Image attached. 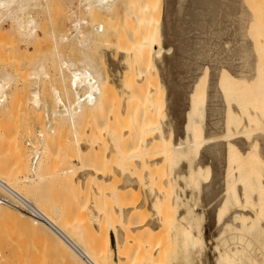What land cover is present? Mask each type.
I'll return each mask as SVG.
<instances>
[{
    "label": "bare ground",
    "instance_id": "obj_1",
    "mask_svg": "<svg viewBox=\"0 0 264 264\" xmlns=\"http://www.w3.org/2000/svg\"><path fill=\"white\" fill-rule=\"evenodd\" d=\"M54 1L55 0H0V29L4 25H9L8 31L11 34H16V36L19 35L24 41L33 43V41L30 40H34V38H36V36L39 34L40 30L39 15L44 11L48 12L49 14ZM140 2L141 1L138 0V3ZM60 3L66 9L69 18L71 17L73 20V29L61 30L60 28L59 30L58 27L61 25L57 26L58 30L56 28L51 29L50 33L53 37L52 39H54L53 42H55L54 45H52V47L54 46L53 49L50 50L51 52L48 51V54L50 55L52 53L59 56L58 59L55 55L58 59H56V61H58V73L63 81V86H65V95H61L58 87L52 85L50 90L52 91L53 96L50 98L55 101V105L51 104L52 100L50 104H46L47 102L45 105L43 104V98L40 91V85L42 83L40 84V82L42 80L46 82L45 80L50 79L49 73L51 67L49 68L46 64L47 62L43 60L44 57L39 58L37 56L38 60H36V57V62H33L35 65L33 64V68L31 72H29V77H27L33 80V83L36 82L35 85H37V88L31 91L32 94L30 96V103H32V108H36L35 110H42L41 108L43 106L45 107L43 108L45 110V120L47 121L41 123L43 119L39 117L38 113V119L39 121L42 120L41 122L35 121L36 123H33L29 122L31 120H28L25 122L26 124H22V126L19 125L20 127L17 126L18 123H15L17 130L16 127L13 129L15 124L11 126V129H13L12 133L14 132V135L12 134V141L16 140L14 136L17 137V134L21 135L18 136L20 138H26V143H22V146L20 147H18V145L21 144L20 142L17 145L19 151H17V143L14 144L15 142H9L11 139L8 138L10 133H8V136L6 133L9 131L11 132V130L7 131L5 126H2L4 122L1 121L3 124L1 125L2 127H0V142L2 141L3 146L0 144V181H2L3 184H0V188L3 190V192H5L4 195L7 196L8 200L0 201V264H160L159 261L157 262L156 260V254H158L159 250L158 248L161 247L157 245L158 243H154L152 239L146 238L145 242H143L144 247H142V250L139 246V244L141 245V239L139 240L140 237L137 236L140 234V227L143 228V226L147 224L144 222V220L140 222L141 219L137 215L138 210L142 208L139 206L140 204H132L131 201H127L128 204H123L126 202L125 201L121 202L123 206L121 204L122 208H120L121 206L117 203L115 205L116 207L118 205L117 208L119 209H114L116 213L108 216L106 212H104L105 210L102 208L100 210V207H95L92 205V203L90 208L94 211V213L97 214L98 222H96L97 227L95 229L92 226L93 230L90 233H86L83 232V229L78 227V224L80 223H78L77 220H75L76 223H74L75 221H69L66 218L61 217V211L59 212L60 208H58L57 205L49 204V201L47 202V200H45L44 197H41L39 194L40 185L43 183V180L48 174L42 170L44 169L45 165L46 168L47 165L49 167L50 161L52 159V155L50 154H53L54 152L56 156L59 148L62 145H65L64 142L60 143L61 146L59 143L58 145H54V143H56L55 138H57V140L60 139V136H58L59 133L57 132V128L60 124L58 123L57 126V119L66 120V122L70 125V131L72 132L71 134L73 135L74 139L73 143H75L77 148L80 150L83 148L85 149L86 144L81 143L82 141L80 142L79 140L80 136L83 134H81V132L79 133L78 125L81 123V119L84 117L86 118V115H89V113L94 111L96 114V111L101 112L105 108L109 109V113H107L108 111L106 113L108 115L107 118L112 122L111 132H113L114 135L118 134L119 137L122 136L130 139L131 137H134L149 128V123L153 119V113L156 112V109H153L156 106L154 107L153 105H157L153 103L151 108V106L148 105L149 103H146L150 100L149 95L152 96L150 94L152 93L151 90H149L150 92L147 90L143 95H134L132 94L133 92H131V90L126 92V90L132 88V86L130 88L126 87L127 89L124 88L126 94H123L117 98V102H115V95L117 94L112 95V93H107L109 97L112 95V97L115 96V98H111V101L108 100L110 98L106 99L104 96L108 95H105V93L103 95L102 89L105 88L107 84H109V81H104L105 76L103 75L102 68L97 64L94 58H91L89 55V51L92 46H96L93 44H96L97 42L104 44L106 43V45L108 44L107 46L110 44V47H107L106 49L109 65L116 73H118L121 69L123 71L122 65L124 64H121V60L126 56V51L128 52V49L123 51L122 47V50H120L118 46L121 45H115L117 42H115L116 39L114 38L116 37H112V35L110 36L113 40L111 38L109 39L111 41L106 40L105 37L109 38V29L103 20L100 22L97 21L91 25L89 29L86 26L89 22L87 15L93 13L97 15L106 13L111 17L110 19H112L111 25L116 24L115 18L118 15L119 7L128 4L129 1L60 0ZM134 3L135 4L130 5L137 6L136 4L138 3H136V1ZM260 3L262 2H259V4ZM140 4L142 5V2ZM127 7L129 10V4ZM134 7L132 8L133 16L134 14L136 15V13L139 14L142 8L141 11L143 14L141 17L140 14L138 15V18H140L138 23L140 24L142 21L144 25L147 24V29L145 26V30L143 29L144 25L141 23L143 27L140 25L139 28L142 27V30H139V32L135 33H139V36H137L140 38L137 42L138 53L136 54V58H142L141 61L143 65L145 63L143 60L157 63L156 58H158L161 64L160 66H162L161 68H163L164 71V74L162 73L163 75L160 73L159 83L162 88L161 90L167 93L165 115L172 123V128H163L161 135L164 136L165 134L168 139L164 145L166 146L165 149L168 151V161L175 169L172 170L174 172L177 171L178 178L183 179L184 183V185L181 187L182 191H180V189L179 191L180 197L185 198L184 202L186 201L185 217L187 218V222H184L185 257H188L193 250L200 253L204 243L206 244V242L209 241L201 236L202 234L199 229V219L201 217L194 208L199 199L200 201L204 199L206 205H208L207 208H209L212 215L213 220L211 224L213 228L217 230L216 236L211 237L212 246L218 248V250L215 251L216 264H251L250 262H254V264H264V249H262L259 253L252 252L251 247L254 245L260 246L261 242L259 243L255 238H253L254 235L252 233L247 232L246 226L248 224L246 222V216L249 215L250 212L242 202V198L244 194H246V190L243 191L242 186L236 183L238 179H242L246 173L243 172L244 169L237 167L239 166L238 164L231 161L230 158L232 152H228L235 148L236 144L233 142V140H231L233 137L244 133H259L261 129H264V127L255 126L247 128L246 126H248V122H243L244 124L242 125L241 129L239 128V131L234 130L232 127V123L238 114L241 116L242 114H247L248 116L255 114V111L252 110L253 105H251L250 102L251 98L253 97L247 94V89L251 91L250 84L253 83L254 85V80H256V78H254V71L257 70L259 68L258 66L261 65H259L257 62L254 64L255 56L253 57L252 53H256V51H252V49L254 46H256L254 41L262 42L264 40V37H262L263 40L260 37V30L262 28L259 27L261 29L258 31L259 34H257L258 32L255 30L257 27L254 26L255 24H264V7H262L263 9H260L259 7V10L256 11L255 15L253 12H249L247 8H241L239 0H143V6H139L141 8L138 10V12H134V9L136 8ZM154 10L155 12H153ZM156 12L157 15L154 16L153 13L156 14ZM262 14L263 16H261ZM108 16L107 18H109ZM49 17L51 16L49 15L48 18ZM127 17L129 18V16ZM8 22L9 24H6ZM125 23L128 27H130L128 25L129 21L126 20ZM130 23H132L131 20ZM220 23L234 24H228L230 25V28L228 27L223 29L224 26ZM148 24H154L155 26L153 25L154 28H151L153 26ZM53 26L56 27V25ZM148 26L150 27L149 29ZM253 26L256 28L252 29ZM123 30H125V28ZM252 30H255L252 32L253 34H251ZM125 31L127 34V28ZM140 31L142 32L140 33ZM262 31L263 30H261V32ZM117 32L118 31H116V34ZM263 32L261 35L264 36ZM254 33L255 37L257 34L261 41L257 40V38L250 40L252 39L251 36H253ZM130 34L128 33V35ZM140 34H142V36ZM118 37H120V35ZM124 37L127 36L124 35L120 38L123 40ZM131 39L129 38L130 42L133 41L134 38L131 36ZM125 40L126 39H124V42ZM251 41L254 45L253 48L251 47ZM29 42H27V44H29ZM61 42L65 43L66 45H75L83 57L76 62L71 61L70 58L68 59L61 57L62 55H60L58 50V46H60L59 44H61ZM124 42L122 41V44H124ZM134 46L131 45L129 47L131 51L132 48L134 49ZM101 47L99 46V48L103 50L104 48ZM261 47L263 48V46ZM125 48L127 47L125 46ZM72 50L73 49H71V52ZM259 50L262 49H259L258 47V54L261 52H259ZM96 52H98V50ZM64 53L65 51L63 54ZM260 54L259 60L257 61L263 63V59L260 58L263 56L262 52ZM97 55L99 56V54ZM131 57H133V55H131L130 58ZM142 63L141 66L144 67L146 64L143 66ZM255 65L257 67L256 69ZM49 66L51 65L49 64ZM141 66V74H143L142 78H145V70L142 71ZM123 67L125 68V66ZM261 68H263L262 65L259 69L261 70ZM121 75L123 77V74ZM67 77H69V80ZM16 79H18L17 75H15L13 72L0 69V117L11 109L8 105V101L10 99L9 90L15 84ZM138 79H140V77ZM138 79L135 81L133 78L132 80L137 83ZM143 80L144 79H141L140 81ZM140 81H138L139 84H141ZM104 82H106V85L103 84L104 87L102 88L101 84ZM111 82L115 84L114 81ZM67 85H70V88H68ZM110 87L112 88L113 86H109L108 92H110ZM238 87H244L247 92H245L244 98L241 97L238 103H235L234 100H237L236 90ZM240 89L238 90L239 92ZM114 91L116 92V90H111L113 94ZM119 92L120 90L118 93ZM228 92L230 93L228 94ZM129 93L132 95H129ZM158 94L160 93H157V95ZM160 108H162V106ZM35 113L37 112L35 111ZM256 113L259 115L258 112ZM251 116L248 117L249 119L247 118V120H250V118L253 117ZM243 117L245 118V115H243ZM243 121L245 120L243 119ZM66 122L64 124H67ZM262 123L264 122H261V124ZM116 126H120L119 129H117ZM142 126L145 128V130H143ZM244 126L247 129L243 130ZM59 127L61 130V126ZM151 130L152 129L150 128L149 131L151 132ZM55 133L57 134L53 140L52 137L55 135ZM113 133H111V136H113ZM150 135H153V133ZM4 136H7L6 138L8 140L3 142V140H6ZM50 137L52 138L53 144L50 142ZM222 139L226 141L222 142ZM19 140L17 139V141ZM21 140L23 141V139ZM128 143L130 145L128 144L127 148L131 146V143ZM12 144L15 145L16 148L12 147L14 149H11L10 147ZM52 145L58 147L56 151L53 150L55 147L53 148ZM116 146L114 145L115 149ZM137 146L134 144V146H131L129 151L125 154H123V150H119L118 153L121 152V157L128 160H133L134 158L138 160L141 154V151H139L141 149V145L139 144L138 149ZM28 147L32 150H25V148L28 149ZM241 148L243 149L245 147ZM15 149L17 150L15 151ZM78 152L80 153V151ZM114 156L117 157L116 155ZM123 158H120L122 160H119L120 163L124 162ZM129 162L133 163L131 161H128V163ZM135 162L137 164V162L139 163V160ZM125 164L123 165L124 167ZM70 166L63 168L62 165L63 170L61 169V171L58 170L57 172L60 171L62 174H71V172L74 173L73 171L75 168L72 167V165ZM83 166H85V168H83L86 170L85 172L87 173V176L88 174H92V168L88 169L86 167L88 165ZM132 166L134 167V165ZM179 168H181L182 171H180ZM131 170L134 169L131 168ZM128 171V173L131 175L129 168ZM60 172L59 174H61ZM126 174H123L126 176V185L128 183H132L131 185H133V183L135 184L137 178H133V175L130 176ZM174 176L175 177L172 179H176L177 175L175 174ZM79 177H82V174H80ZM74 180H76V178ZM145 181L148 182V179ZM128 186L124 187L127 188ZM186 190L190 191L189 196ZM127 192L130 194L129 190ZM15 193L20 194L21 196L28 199L33 205H35L39 209L40 215H31L33 217H30V214L27 215L28 213L15 203ZM223 194L224 198L227 199L225 205L228 203V199L233 201L231 205L234 204L235 199H239V204L237 207L233 206L235 209L233 207V209H228L226 206L223 211L220 209L219 201H216V199L223 197ZM153 201L154 198L150 200L151 206ZM138 202L140 203L141 201ZM78 207L80 206L78 205ZM62 209H64V207ZM131 211L135 214L134 217H129V215H131ZM223 212H229V215L227 217L221 218L220 215L223 214ZM84 214L86 219L87 215L86 213ZM72 219L74 220V217H72ZM105 219H108L107 221L110 220V223L108 222L109 225L112 224L111 226L113 227L116 235V248L111 244L108 228L106 227L108 224L105 226L104 223L106 222ZM234 220L238 221L235 223L237 226V229L235 230L231 229L230 227L231 225L235 227ZM220 221H222V224H219ZM227 223L229 225H227ZM80 226L83 227L84 225L82 226L81 224ZM149 226V229L153 228V226H155V221L152 220L149 223ZM226 226L229 228V230L223 233V236H219L220 232L222 233V230L227 228ZM92 227L90 229H92ZM144 227L148 228V225H145ZM149 232L151 231L149 230ZM126 235L128 236V241L126 240ZM129 242L131 244L134 243L132 244L133 247L127 246L126 248V245H130ZM145 247L147 250L146 252L143 251ZM114 250H116L115 252L117 259H114L113 257ZM244 250L246 251L245 254L249 252V256L245 255L246 257H244L242 252ZM144 256H146L147 259H145ZM143 259H145V261L147 260V262L143 263Z\"/></svg>",
    "mask_w": 264,
    "mask_h": 264
},
{
    "label": "rangeland",
    "instance_id": "obj_2",
    "mask_svg": "<svg viewBox=\"0 0 264 264\" xmlns=\"http://www.w3.org/2000/svg\"><path fill=\"white\" fill-rule=\"evenodd\" d=\"M128 1H129V3H128L129 4V10L127 7L128 4L119 7L120 12L118 11V15L115 18L116 24H113L114 26L111 25L112 24V22H111L112 19H110L111 17L108 16L106 13H104V14L101 13L98 15L95 13H93L94 15L88 14L87 17L89 19V22L87 23L88 25L86 26L89 29L90 26L93 25L94 23H96L97 21L100 22L103 20L105 25L109 29V33H108L109 38L105 37L106 40L111 41L109 39L111 38L110 35H112V37H116L114 39H116V40L118 39L117 41L115 40V42H117L115 45H117V46H118V44L121 45V46H118L120 50L123 49V51H126L128 49V52L126 51V53H127L126 56L124 57V59L121 60V64H124V65H122L123 71L121 69L118 72L119 73L118 74L115 71H113L109 65L106 49H107V47L108 48L110 47V44H109V46H107L108 44L106 45V43L104 44L101 42H97L96 44H93L96 46H92V48L89 51V55L91 56V58H94V60L97 62V64L100 65V67L102 68L103 75L105 76V77L103 76L104 81H106V80L109 81L110 85L109 84L106 85L105 84L106 82L101 84L102 88L104 87L103 84H105L107 86V87L105 86L107 91L105 88L102 89L103 95H104V93H105V95H108L107 93H110V94L112 93V95L117 94V95H115L116 96L115 102L118 101L117 98H119L123 94H126V92H129V90H131V92H133L132 94H134V95H136V94L137 95H139V94L143 95V94H145V92L147 90L152 91V93H150L152 96L149 95L150 100L148 102H146V103H149L148 105H150V106L153 105V103L157 104V105H153L154 107L156 106L155 108H153L154 110L156 109V112L153 111L155 113H153V119L151 120L152 122L150 121L149 128L146 129V131H143L142 133H139L138 135L131 137L130 139H127L126 137H122V136L119 137L118 134L114 135V133L111 132L112 131V129H111V127H112L111 123L112 122H111V120H109L107 118L108 117L107 113H109V109L105 108L101 112L96 111V114L93 111L92 113H89V115H86V118L84 117L83 119H81L82 121L78 125L79 133L81 132V134H83L82 135L83 137L80 136L81 134L79 135L80 136L79 140H80V142L82 141L81 143L86 144L85 149L83 148V149L79 150L77 148V146L75 145V143H73L74 139H73V135L71 134L72 132L70 131L71 130L70 125L66 122V120L60 119L63 122L62 123L59 119H57L56 120L57 126H58V123L60 124L59 126H61V130H60L59 126L57 128V130H58L57 132L59 133L58 136H60V139L57 140V138H55V136L57 134V133H55V135L52 137L53 140H54V138L56 139V141H55L56 143H54V145H56V144L58 145V143H59V145L61 146L60 143L64 142L66 147H69V148H66L65 145H62L61 147L59 146L60 147L59 150H61V148H62V150L61 151L58 150V152L56 153V156H55L53 150L56 151L58 147L52 145V147L53 148L55 147L56 149L54 148L52 150L53 154L49 153L50 155H52V159L50 161L49 167L47 165L48 169L45 167L46 166L45 165L44 169L42 170L48 174L45 178L46 180L44 179L43 183L40 185L39 194L41 195V197H44V199L47 200V202L49 201V204L57 205V207L61 209V210L59 209V212L61 211L60 212L61 217L66 218L69 221L70 220H72V221L77 220V222L80 223V224H78L79 226L78 225L77 226L80 227L81 229H83V232H86V233H90L93 230V227H94V229L97 227L96 222H98V217H97V214L94 213V211L91 210V208H90V205L92 203H93L92 205H94L95 207H100V210H101V208L103 210H105L104 212H106V214L108 216H111V215H113V213H116L115 210L118 207V205L116 207L115 204H117V203L120 206L122 204L121 202H125V201L126 202L131 201L132 204H136V205L138 203V204H140L139 206L142 207V208H140L141 210L139 209L138 213H137L138 217L141 219L140 222L144 220V222L147 223L145 225H148V228H146L147 226L144 227L145 225L143 226V228L140 227L141 231L139 230L140 234L137 236V237H140L139 240L141 239V241H140L141 245L139 244V246L141 247V250H142V247H144L143 242H145L146 238L147 239L150 238V239H152V241L154 243L155 242L158 243L157 245L159 247L161 246L160 248H158L159 249L158 254H156V256H157L156 260H157V262L159 261L160 264H197V262H198V264H216V262H215L216 261L215 251L218 250V248L212 246L211 237L216 236L217 230H215V228H213V226L211 224V222L213 220L212 215L210 213L209 208H207L208 205H206V202L204 201V199H202L201 201L199 199V201H197V204H195L194 208L197 210L198 214L201 217L199 219V224H200L199 229H200V232L202 234L201 236L203 238L207 239V241L208 240L209 241L206 242V244L208 243L207 245L204 243V246L202 247L200 253L193 250V251H191V253L189 254L188 257H185L186 255L184 252V231H185V223L187 222L186 221L187 218L185 217L186 216L185 215V212H186V210H185L186 209V205H185L186 203L185 202L186 201L184 202L185 198L180 197V191H182L181 187L184 185V183H183V179L178 178L177 171L174 172L172 170L174 168H173V165L170 164V162L168 161L169 155L167 154L168 151H167V149H165L166 146L164 145L165 142L168 141V139H167V136L165 134H164V136L161 135L163 128L164 129L165 128H168V129L172 128V123L169 121V118L166 117V115H165L167 93L165 91L161 90L162 88H161V85L159 83L160 73H161V75H163L164 71H163V68H161L162 66H160L161 64H160V62H159L160 60L158 58H156V62L158 64L155 62H149V61L143 60L145 62L144 65L146 64L145 66L143 65V63L141 61L142 58H140V57L138 59L136 58V56H137L136 54L138 53L137 42L140 38L138 37L139 33L138 34H135V33L139 32V30H142L141 28L144 25L142 23V21L140 22V24L138 23V21L140 20V18H138L139 17L138 15L140 14V17H141V15L143 14V12L141 11L142 10L141 7L143 6V0H140L142 2V5L140 4L141 2L138 3V0H135L136 3H138V4H136L137 6L134 5L136 8L134 6L130 5V4H132V5L135 4L134 0H128ZM241 1L239 0V4H240L241 8H243V9L247 8V10L251 13L253 12L254 15L256 14V11L259 10V7H260V9L262 7H264V3H263L264 0H261V1L260 0H241ZM249 2H251V3H249ZM259 2H262L263 4L262 3L259 4ZM138 5L141 7H139ZM261 5H263V6H261ZM133 7L135 8L134 12L135 11L138 12V10H140V8H141L139 14L135 12L136 15L134 14V16H133V14H132V12H133L132 8ZM138 7H139V9H138ZM255 8H256V10H255ZM153 12H155V10ZM45 13H47V14H45ZM123 14L125 15V17ZM47 15L48 16L50 15L51 17L48 18ZM103 15H105V16H103ZM153 15L154 16L157 15V12H156V14L153 13ZM39 16L41 17V18L39 17V19H40V30H39V34L36 36V38H34V40H30V41H33V43L29 42V41H24L23 39H21V36H19V35L16 36V34H11L8 31L9 25H4L0 29V69L1 70H9V71L13 72L15 75H17V78H18V79H16V82H15L16 85L14 84L11 87V89L9 90V96H10L9 98L10 99L8 101V105L11 109L7 113H5L3 116L0 117V122L3 121L4 124H6V125H4L3 122H1L0 127L5 126V129L7 131L11 130V132L6 131L7 136H8V133H10V135H11V137H10V135L8 137L9 139L11 138L9 140V142L12 141V139H13L12 136L14 135L13 134L14 132L12 133V131L15 127L17 130V126H19V125L22 126V124H26L25 122H27L28 120H31L29 122H33V123H36L35 121L41 122L42 120L39 121V119H38V113H39V117L43 119V121L41 123L47 121V120H45L46 119L45 110H44L45 107L43 106L44 108L42 107L41 108L42 110H39V109L35 110L36 108H32L33 107L32 103H30L31 102L30 96L32 94L31 91H33V89H36L37 85H35L36 84L35 81H34L35 83H33V80H31L30 78H27V77H29V72H31V70L33 68V64L35 65V63H33V62H36L35 58L37 56L39 58L44 57L43 60L45 62H47L46 64L48 65L49 68L51 67V70L49 73L50 79L45 80L46 82H44V80H42L40 82V84L42 83L40 85V88H41L40 91H41V95L43 98V104L45 105L46 102H47L46 104H50V102L52 100L50 98L53 96L52 95L53 93L50 90V87L52 85H54L55 87H58L61 95H65V89H64L65 86H63V83H62L63 81L60 78V75L58 73V61H56L57 58L59 59V56H57L56 54H52V53H51L52 55L48 54V51L53 49L54 46L52 47V45H54V42H55V41L53 42L54 39H52L53 37L51 36L50 32H51V29H55V28L57 30H58V28H59V30H60V28H61V30H72L73 29V27H72L73 26V20L71 19V17L69 18L68 13H67L66 9L63 7V5L60 3V0H55L53 2L51 9L49 11V14H48V12L44 11ZM107 16L109 18H107ZM127 16H129V18ZM261 16H263V14ZM90 19L93 23L90 21ZM128 19H130L132 23H130V20H128ZM126 20L129 21L128 25L130 27H128L127 24L125 23ZM49 21L50 22L52 21V22L50 23ZM58 23H62V24H58ZM6 24H9V22ZM220 24L224 26L223 29H226L228 27L230 28V25H233L234 23H225V24L220 23ZM228 24H230V25H228ZM53 25H56V27ZM59 25H61V26H59ZM140 25H142L141 28H139ZM146 25L147 24L144 25L143 29H145ZM148 25H151V24H148ZM153 25H151V26H153ZM57 26H59V27L57 28ZM154 26L151 28H154ZM254 26H256L257 28ZM254 26L252 27V29L256 28L255 29L256 32H258L261 28H262L261 30L264 31V28H263L264 24H261V25L255 24ZM137 27H138V30H137ZM259 27H261V28H259ZM118 28L120 30L122 29L121 32ZM124 28H125V30L127 28V34H126V31L123 30ZM149 28L150 27L148 26V29ZM116 29H118V30H116ZM134 29H135V31H134ZM146 29H147V26H146ZM255 30H252L251 34H253L252 32H254ZM261 30H260V37L262 39V37H264V36L261 35V33L263 32V31L261 32ZM116 31H118L117 34H116ZM124 31H125V34H124ZM141 32L142 31H140V33ZM128 33L129 34L131 33V34L128 35ZM123 34L126 35L127 37H124L122 40V38H120V37H123L124 36ZM257 34H259V32ZM257 34L255 37V33H254V35L251 36L252 39H250V40H254V38L255 39L257 38V40H260V37L257 36ZM119 35H120V37H118ZM121 35H123V36H121ZM140 35L142 36V34H140ZM249 35H250V33H249ZM131 36L134 39H133V41L130 42L129 38L131 39ZM258 37H259V39H258ZM124 39H126L125 42H124ZM135 39H137V40H135ZM127 40H128V42H127ZM122 41L124 42V44H122ZM27 42H29V44H27ZM254 42H255L254 44L256 46L253 45V42L251 44L252 48H253V46H254V48L255 47L257 48V50H256V48L255 49L253 48L254 50L252 49V51H256V53L255 52L252 53L253 57L255 56L254 57V64H256V62H257V63H259V65L261 64L263 68H261V70H260L259 68L261 65L260 66L257 65L259 67L257 69L258 71L257 70H255L256 72L254 71V78H256V80H254V85H253V83L250 84V90L252 92L249 91V89H247L248 90V92H247L244 87H238V89L236 90V97H237L236 99L237 100H234V101H235V103H238L239 99L241 97L244 98L245 92H247V94H249V95H251V97H253V98L250 97L251 98L250 102H251V105H253L252 110L255 111L254 113L257 116L255 114H251L253 117L251 115L248 116L247 114H242V116L238 114L237 117H235V119H234L235 123L234 122L232 123L233 129L236 131H239L241 129L242 125L244 124L243 122H245V123L248 122L247 123L248 126H246L247 128H250L252 126L264 127V123L261 124V122H264V120H263L264 119V115H263L264 114V40L262 42H259V41H254ZM257 42H258V44H257ZM59 45L60 46H58V50L60 52V55H62L61 57L68 58V59L70 58V60L74 61V62L78 61L80 58L83 57L81 55V53H79L80 51L78 50V48L75 45H73V44H72L73 46L71 44L66 45L65 43H62V42ZM101 45H102V47H101ZM131 45L136 46V47L134 46V49L132 48V51L129 48ZM99 46L101 48H104V49L103 50L100 49ZM125 46L127 48H125ZM228 46H229V44H228ZM261 46H263V48ZM258 47H259V49L260 48L262 49V50H259V52L260 51L262 52L263 56H261L260 58L263 59V63L262 62L260 63V61H257V60H259V55H261L260 54L261 52L259 54L257 53ZM71 49H73L72 52H71ZM63 50L65 51L64 54H63V52H64ZM97 50H98V52H96ZM135 50H136V52H135ZM61 51H63V52H61ZM41 54H42V56H41ZM97 54H99V56ZM55 55L57 56V58ZM127 55H128V57H127ZM131 55H133V57H131L132 59L130 58ZM51 56H52V58H51ZM38 57L36 60H38ZM262 59H260V60H262ZM138 60H139V62L140 61L141 62L139 63ZM122 61H123V63H122ZM107 63H108V65H107ZM141 63L144 67L141 66ZM49 64L51 66H49ZM130 65H131V67H130ZM123 66H125V68ZM137 66H138V68H137ZM140 66L142 67V71L145 70L144 71L145 78H142L143 74H141ZM49 68H48V72H49ZM256 68L257 67L255 65V69ZM131 69H132V71H131ZM125 70L127 71V73ZM121 74H123L124 79H123ZM117 75H118V77H117ZM133 75H134V77H133ZM258 76H259V78H258ZM139 77H140V79H138ZM131 78L132 79L134 78L135 81L137 79H138V81H140L141 79H144L145 81L144 80H143L144 82L140 81L141 84H139L138 81H137V83H135V81L132 80ZM67 79L69 80V77H67ZM111 81H114L115 84H113ZM127 81H128V83H127ZM124 83H126V84H124ZM130 84H132V85H130ZM108 85L113 86L112 87L113 89L110 87V90H109L110 92H108V88H109ZM131 86H132V88L136 87L137 89L135 88V90H134V88L133 89L130 88ZM156 86H158V87H156ZM67 87L70 88V85H67ZM126 87H128L130 89H127ZM124 88L127 89L126 92L124 91ZM104 89H105V92H104ZM239 89H240V92L238 91ZM111 90H116L117 93L114 91V94H113V92H111ZM119 90H120V92L118 93ZM135 92H137V93H135ZM157 93H160V94H158L160 96H158ZM229 93L230 92H228V94ZM132 94L129 93V95H132ZM241 94H242V96H241ZM112 95H110V97H109V95L104 96V97H106V99L110 98L108 100L111 101V98L112 99L115 98V96L112 97ZM63 97H65V96H63ZM151 97H152V99H151ZM151 100L152 101L155 100V101L152 102ZM156 100H157V102H156ZM260 101H261V103H260ZM254 102H256V103H254ZM51 104L55 105V101L52 100ZM159 106L160 107L162 106V108H160ZM151 108H152V106H151ZM160 110H162V111H160ZM35 111L37 113H35ZM104 112L106 115L104 114ZM256 112H258L259 115ZM40 113H42V114H40ZM243 115H245L246 119L243 117ZM250 116L252 118H250V120H247V118ZM258 116H260V117H258ZM254 117H255V119H254ZM261 117H262V119H261ZM105 119H106V121H105ZM243 119L245 121H243ZM237 120H240L242 122V124L240 121H237ZM64 121L67 124H64L65 123ZM251 122H253L254 124L256 123V124L254 125ZM10 123H11V125H10ZM15 123L16 124L18 123L17 126ZM61 123H62V125H61ZM13 124H15V125H14L13 129H11L12 128L11 126ZM106 124L109 126H107ZM64 126H65V128H64ZM116 127H117V129H119L120 126H116ZM158 127H159V129H158ZM246 127L244 126L243 130L247 129ZM142 128H143V126H142ZM150 128L152 129L151 132L149 131ZM160 128H161V130H160ZM65 129H67V130H65ZM143 130H145V128H143ZM60 133H61V135H60ZM111 133H113L112 134L113 136H111ZM152 133H153V135H150ZM157 133H158V135H157ZM17 135L21 136L19 134H17ZM69 135H70V137H69ZM7 136H4L6 140H3V142L8 140L6 138ZM18 136L17 137L14 136V138L16 140L12 141L13 143L15 142L14 144L17 143L16 147L19 144V142L21 144L18 145V147L22 146V143H26V138L24 139V138H22V137L20 138ZM89 136H91V137H89ZM147 136H148V139H147ZM256 136H258V137H256ZM52 138L50 137L51 144H53ZM17 139L18 140L20 139V140L17 141ZM21 139H23V141ZM231 140H233V142L236 145H235V148L228 151V152H232L230 159H231V161H233L239 165L237 167L244 169L243 172L246 173V175H244V177H242V179H240V180L238 179V181L236 183L240 184L242 186L243 191L246 190V194H244V196L242 198V202H243L244 206L247 207L248 211L250 212V214L246 216L247 217L246 222L248 224L246 226V228H247V232L252 233L254 235L253 238H255L259 243L261 242L260 246L254 245L251 247L253 253H259L262 249H264V246H263L264 244H262V243H264V242H262V241H264L263 240L264 239V234H263V232H264L263 231L264 230V129H261L259 131V133L257 132V133L240 134V135L233 137ZM221 141L223 142L226 140L222 139ZM128 142L131 143V146H134V144H135V146L138 145L137 149L139 147V144L141 145V149L139 148L140 149L139 151H141V154H140V158L138 159L139 163L137 162V164L135 162V161H138V160H136V158H134L133 160H131L129 158L130 160H128L126 158L121 157V155H120L121 152L118 153L119 150H121V151L123 150V154H125L129 151L131 146L127 148L128 144H129ZM0 144H2V141L0 142ZM4 144H8V143H4ZM114 145L115 146L117 145L116 149H115ZM2 146H3V144H2ZM12 147H15V145L12 144L10 147L11 149H14ZM18 147H17V149H18ZM241 147H245L248 149H245V148L242 149ZM17 149H15V151ZM25 150L31 151L32 149L28 147V149L25 148ZM124 150H126V151H124ZM143 150H145V151H143ZM17 151H19V149ZM78 151H80V153ZM75 153H76V155H75ZM116 153H118V154H116ZM114 155H116L117 157H115ZM120 158H123L124 162L120 163V161H119V160H121ZM127 160L131 161L133 163H130V162L128 163ZM93 161H94V163H93ZM69 164L72 165V167H74L76 169V170L74 169V171H73L74 173L71 172V174L70 173L62 174V172H60L62 169V165H63V168H66V166L67 167L70 166ZM124 164H125V167L123 166ZM131 164L134 165V167ZM73 165H75V166H73ZM83 165H88V166H86L88 169L92 168V174H88V176H87L86 175L87 173L85 172L86 170L84 169L85 166H83ZM123 167H124V169H123ZM53 168H54V170H53ZM128 168L131 171V175L128 173L129 172ZM131 168H133L134 170H131ZM58 170H60L59 172L62 175L59 174V172H57ZM179 170L182 171L181 168H179ZM148 171H149V173H148ZM237 171H238V169H237ZM125 172L128 174H126ZM174 173L177 175L176 179H172L175 177ZM80 174H82V177H85V178L79 177ZM123 174L124 175L125 174L130 175V176L133 175L132 176L133 178L134 177L137 178L135 184L133 183V185H131L132 183H130V184L128 183L129 186H128V184L126 185V183H125L126 176H124ZM75 178L77 181L74 180ZM149 178H150V181H149ZM147 179H148V182L145 181ZM130 185H131V187H130ZM124 186H128V187L126 188ZM70 187H72V188H70ZM123 189H124V191H123ZM179 189H180V191H179ZM128 190L130 191V194L127 192ZM125 192H127V193H125ZM186 192L189 196L190 191L186 190ZM0 193L5 194V192H3V190H1V188H0ZM119 193H120V195H119ZM53 198L55 199L56 202L54 201ZM152 198H154V201H153V204L151 206L150 200ZM62 199H63V202H62ZM217 200L219 201V207L222 211L225 208V206L228 209H230L233 206L237 207V205L239 204V199L237 198V199H235V202L233 205H231V203H233V201H230L229 199H228V203L225 205V202L227 201V199L224 198V194H223V197H221L220 199H216V201ZM138 201H141V202L139 203ZM126 202L123 204H128V202L127 203ZM52 203H54V204H52ZM72 203H73V205H72ZM87 204H88V206H87ZM123 204H122V206H123ZM78 205L80 207H78ZM114 205H115V207H114ZM122 206L120 208H122ZM63 207H64V209H62ZM83 207L86 209V211ZM86 207H88V208H86ZM105 208H107V209H105ZM88 209H90V210H88ZM117 209H119V208H117ZM72 210H74V211H72ZM63 213H64V215H63ZM84 213H86V215H87L86 216L87 220L85 219ZM130 214L131 215H129V217L135 216V214L132 213V211ZM27 215H29V214H27ZM228 215H229V212H223V214H221L220 216H221V218H223V217H227ZM29 216L33 217L31 215H29ZM71 216L74 217V220L72 219ZM83 217H84V219H83ZM105 220H106V222H104L105 226H106V224H108V226H106V227L108 228L109 238H110L111 244L116 248V246H115L116 245L115 244L116 235H115V232L113 230V227L111 226L112 224L109 225L110 220L109 221H107L108 219H105ZM152 220L155 221V226H153V228H151L152 229L151 230V229H149L150 228L149 223ZM236 222H238V221L234 220L235 227L231 225L230 226L231 229H234V230L237 229V226L235 224ZM74 223H76V221ZM90 223H92V224H90ZM81 224H82V226L83 225L84 226L81 227L80 226ZM219 224H222V221H220ZM227 225H229V224L227 223ZM91 227H92V229H90ZM227 228L222 230V233L220 232L219 236H223L222 234L229 230V228L228 229ZM149 230L151 232H149ZM180 230H182V231H180ZM152 232H154V233H152ZM126 237H127L126 240L128 241V236L126 235ZM132 244H134V243H132ZM132 244L130 243V245L129 244L126 245V248H127V246H129V247L132 246ZM160 249H162V250H160ZM115 251L116 250H114L113 257H114V259H117V255H116ZM143 251L144 252L147 251L146 247L143 249ZM144 252H143V254H144ZM242 252H243L244 257H246L245 255L249 256V252H247V254H245V252H246L245 250ZM144 257H145V259H147L146 256H144ZM157 258H160V259H157ZM145 259H143L144 260L143 263L147 262V260L145 261ZM250 263L254 264V262H250Z\"/></svg>",
    "mask_w": 264,
    "mask_h": 264
},
{
    "label": "built area",
    "instance_id": "obj_3",
    "mask_svg": "<svg viewBox=\"0 0 264 264\" xmlns=\"http://www.w3.org/2000/svg\"><path fill=\"white\" fill-rule=\"evenodd\" d=\"M0 184H3L2 181H0ZM8 198L4 194L0 193V201H7ZM15 203L18 204L23 210H25L28 214L33 216L40 215L39 209L33 205L28 199L21 196L20 194L15 193Z\"/></svg>",
    "mask_w": 264,
    "mask_h": 264
}]
</instances>
